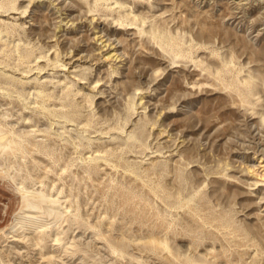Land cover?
I'll return each instance as SVG.
<instances>
[{
	"label": "rangeland",
	"instance_id": "rangeland-1",
	"mask_svg": "<svg viewBox=\"0 0 264 264\" xmlns=\"http://www.w3.org/2000/svg\"><path fill=\"white\" fill-rule=\"evenodd\" d=\"M262 157L264 0H0V264H264Z\"/></svg>",
	"mask_w": 264,
	"mask_h": 264
},
{
	"label": "bare ground",
	"instance_id": "bare-ground-1",
	"mask_svg": "<svg viewBox=\"0 0 264 264\" xmlns=\"http://www.w3.org/2000/svg\"><path fill=\"white\" fill-rule=\"evenodd\" d=\"M135 17H137V15ZM150 28H153V27H150ZM156 30H158V29L156 28L155 31ZM96 38L102 41V46L99 48V51L98 52L101 55V57L103 58V60H105V61L106 60H109V61L110 60L111 61H115L116 60L117 61L118 59H120L119 58L120 57V53H119L118 47L116 45L117 44L116 42L111 41V39L104 38V36H102V35H97ZM249 171H250L249 173H251L252 176H254L256 178L257 183L264 182V158L263 157L260 158L258 160L257 167L256 168L254 167L252 169H249ZM33 199H35V198H33ZM28 205H29L28 207H30V206L35 207L36 206L33 203H31V202H29Z\"/></svg>",
	"mask_w": 264,
	"mask_h": 264
}]
</instances>
